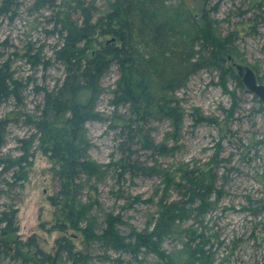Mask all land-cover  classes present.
Wrapping results in <instances>:
<instances>
[{"label": "rangeland", "instance_id": "1", "mask_svg": "<svg viewBox=\"0 0 264 264\" xmlns=\"http://www.w3.org/2000/svg\"><path fill=\"white\" fill-rule=\"evenodd\" d=\"M89 1L104 12L110 0ZM33 3L20 0L15 15L0 18L2 61L9 63L18 82L17 95L0 104L4 138L0 161L27 157L21 168L1 176L0 210L16 209L18 237L26 240L34 236L38 247L47 253H52L57 238L67 236L76 250L90 255L88 264H114L117 257L128 264H163L150 252L136 260L112 251L103 254L96 243L85 245L79 233L59 232L52 226L53 208L48 197L57 190L51 171L55 161L37 148V134L29 122L41 114L44 93L55 91L63 81V66L54 59L62 39L54 32L51 17L59 9L69 10L72 0H57L55 9H37ZM215 3L218 10L214 17L224 21L223 29L238 30L235 45L240 58H234L233 63L251 68L258 83L264 85V21L258 19L260 11L246 0H211V5ZM116 80L115 66L101 75L94 106L100 119L88 122L82 132L88 158L104 172L95 183L97 193L93 196L98 204L91 215L101 219L103 213H121L127 226L142 231L156 215L157 201L165 190V172L212 167L217 175L215 187L220 191L211 198L212 210L198 219L177 222L162 250L172 255L176 264L188 261L183 247L186 231L198 234L205 229V249L213 264H264V145L258 144L264 139V112L259 99L233 79L225 85L216 71L200 70L173 94L182 113L179 125L154 114L155 107L151 109L153 117L147 127L158 147L151 152L138 143L129 146L126 131L110 127L115 114L126 115L125 107L114 109L109 103ZM194 112L211 121H195ZM119 160L136 162L151 172H127L118 181L120 169L113 165ZM20 171L26 174L25 180L17 177ZM169 193V200L178 199L176 191ZM120 229L128 233L126 226ZM0 264L16 262L3 259Z\"/></svg>", "mask_w": 264, "mask_h": 264}, {"label": "trees", "instance_id": "2", "mask_svg": "<svg viewBox=\"0 0 264 264\" xmlns=\"http://www.w3.org/2000/svg\"><path fill=\"white\" fill-rule=\"evenodd\" d=\"M33 1L37 9L58 6L57 0ZM246 1L260 11L258 19L264 21V0ZM19 6L20 0H0V18H11ZM217 10L218 3L211 5V0H110L107 9L99 12L92 1L72 0L69 10L59 9L51 17L53 30L62 39L54 59L62 64L64 78L55 91L44 93L41 114L29 124L37 134V148L55 161L51 171L57 190L48 197L54 230L79 233L85 245L96 243L103 254L112 251L136 260L140 254L150 252L163 264L174 263L162 244L174 233L177 222L198 219L212 210L211 198L220 192L215 187L217 175L212 167L165 172V190L157 201L156 215L144 230L137 231L126 225L121 213H103L101 219L91 215L98 204L93 196L97 193L95 183L104 172L88 158L82 132L88 122L100 119L94 109L99 81L112 66L117 68V80L109 103L114 109L125 107L126 115L115 114L110 127L126 131L129 146L138 143L151 152L158 151L147 127L153 117L151 109L155 107L154 114L179 125L182 113L173 94L190 76L200 70H213L223 84L233 79L243 87L233 67V59L240 58L235 45L238 30L223 29L224 21L214 17ZM33 58L32 63L36 56ZM17 86L9 63L2 61L0 53V104L17 95ZM260 106L264 112V105ZM193 116L197 122L211 121L196 112ZM1 123L0 149L4 143ZM258 144L264 145V139ZM26 162V156L0 161V179L7 170L21 168ZM113 166L120 169L118 181L127 172H151L128 160H119ZM17 177L25 180L26 174L20 171ZM173 190L179 195L171 201L167 194ZM122 226L127 227V234L121 232ZM18 231L17 210H0V262H89L90 255L76 250L67 236L57 238L52 253H47L38 247L34 236L21 240ZM204 232L186 231L183 247L189 260L181 264H213L205 249L208 241ZM113 261L128 264L119 257Z\"/></svg>", "mask_w": 264, "mask_h": 264}, {"label": "water", "instance_id": "3", "mask_svg": "<svg viewBox=\"0 0 264 264\" xmlns=\"http://www.w3.org/2000/svg\"><path fill=\"white\" fill-rule=\"evenodd\" d=\"M233 67L247 93L257 97L264 105V85L258 83L252 69L248 66L235 63L233 64ZM167 264L174 263L168 262Z\"/></svg>", "mask_w": 264, "mask_h": 264}]
</instances>
